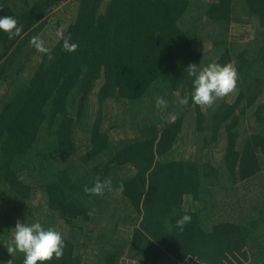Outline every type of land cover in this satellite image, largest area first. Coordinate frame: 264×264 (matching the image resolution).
<instances>
[{
	"label": "trees",
	"instance_id": "trees-1",
	"mask_svg": "<svg viewBox=\"0 0 264 264\" xmlns=\"http://www.w3.org/2000/svg\"><path fill=\"white\" fill-rule=\"evenodd\" d=\"M65 1L0 0L23 28L0 31V264L18 220L62 233L50 264H264V200L237 197L264 174V0H72L48 17ZM249 19L253 39L227 42ZM212 61L236 88L194 105L187 67ZM98 179L111 190L86 193Z\"/></svg>",
	"mask_w": 264,
	"mask_h": 264
},
{
	"label": "clouds",
	"instance_id": "clouds-1",
	"mask_svg": "<svg viewBox=\"0 0 264 264\" xmlns=\"http://www.w3.org/2000/svg\"><path fill=\"white\" fill-rule=\"evenodd\" d=\"M0 31L8 34L9 38L21 35L23 28L18 25L14 17L0 16ZM57 36L63 40V50L74 52L78 44L71 42V37H64L63 32L57 30ZM30 44L43 54H50V49L38 37H33ZM188 76L191 78L190 98L194 105L212 106L218 98L231 93L237 84L238 73L236 68L228 64L212 61L200 67L199 64H190L187 67ZM186 103L187 100H182ZM157 107L166 105L164 96L157 95L154 99ZM175 115L170 114L169 119L175 120ZM123 185H121V190ZM85 192L94 196H102L106 190H111V180H97L91 188L85 187ZM190 215H183L176 220V227L183 231L186 224L191 222ZM12 238L6 247L7 252L14 259V254H23V264H50L53 259L59 260L64 254L65 240L60 231L54 228H45L40 222L17 221ZM13 259L8 261L12 264Z\"/></svg>",
	"mask_w": 264,
	"mask_h": 264
},
{
	"label": "rangeland",
	"instance_id": "rangeland-1",
	"mask_svg": "<svg viewBox=\"0 0 264 264\" xmlns=\"http://www.w3.org/2000/svg\"><path fill=\"white\" fill-rule=\"evenodd\" d=\"M72 0H67L64 3L60 4L58 7L53 9L51 13H49L48 17L54 16V12H62L63 14H66L67 9L70 8L68 7L70 2ZM47 17V18H48ZM46 18V19H47ZM255 22L253 19L247 20L246 23L243 24H232L229 28V31L227 33V42L233 43V45L237 44L236 47L239 44H246L249 41H251L255 35ZM215 30V28L209 29ZM223 32V29L221 30ZM129 134V133H128ZM125 133L122 129H117L116 130V136L117 138L124 137ZM189 140H192L193 136L188 134L187 136ZM243 186V190L239 193H237V197L242 205L249 204L251 202L250 198L256 197L257 199H261L262 201L264 200V174L257 178L254 179L252 182H247L244 184H241ZM210 211H208L209 213ZM118 264H136L135 261H130L128 259L124 258H119L118 259Z\"/></svg>",
	"mask_w": 264,
	"mask_h": 264
}]
</instances>
